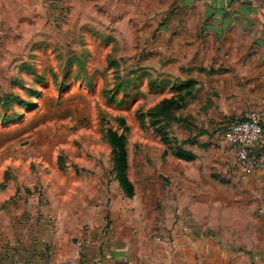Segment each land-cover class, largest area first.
Wrapping results in <instances>:
<instances>
[{"label": "rangeland", "instance_id": "obj_1", "mask_svg": "<svg viewBox=\"0 0 264 264\" xmlns=\"http://www.w3.org/2000/svg\"><path fill=\"white\" fill-rule=\"evenodd\" d=\"M22 2L0 7L1 217L32 208L53 221L85 203L135 217L235 205L214 190L243 182L224 139L235 113L207 109L214 96L171 68V38L152 29L144 8Z\"/></svg>", "mask_w": 264, "mask_h": 264}, {"label": "crops", "instance_id": "obj_2", "mask_svg": "<svg viewBox=\"0 0 264 264\" xmlns=\"http://www.w3.org/2000/svg\"><path fill=\"white\" fill-rule=\"evenodd\" d=\"M134 1L152 29L171 38V68L214 96L207 109L213 104L221 117L264 111V0ZM215 187L217 198L235 205L135 217L117 214L114 204L85 203L53 221L32 208L18 217L0 211V264H264V171Z\"/></svg>", "mask_w": 264, "mask_h": 264}, {"label": "built area", "instance_id": "obj_3", "mask_svg": "<svg viewBox=\"0 0 264 264\" xmlns=\"http://www.w3.org/2000/svg\"><path fill=\"white\" fill-rule=\"evenodd\" d=\"M224 139L236 154L243 179L254 171H264V111L251 110L233 115L226 124ZM49 264L80 263L69 258Z\"/></svg>", "mask_w": 264, "mask_h": 264}, {"label": "trees", "instance_id": "obj_4", "mask_svg": "<svg viewBox=\"0 0 264 264\" xmlns=\"http://www.w3.org/2000/svg\"><path fill=\"white\" fill-rule=\"evenodd\" d=\"M188 83V86L191 87L192 84H191V81L189 80V82L187 81ZM114 135V134H113ZM114 137H116V135H114ZM119 158L121 160V164L123 166V168L125 169L127 167V151L125 149V141L124 139H122L120 142H119Z\"/></svg>", "mask_w": 264, "mask_h": 264}]
</instances>
